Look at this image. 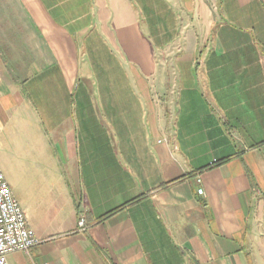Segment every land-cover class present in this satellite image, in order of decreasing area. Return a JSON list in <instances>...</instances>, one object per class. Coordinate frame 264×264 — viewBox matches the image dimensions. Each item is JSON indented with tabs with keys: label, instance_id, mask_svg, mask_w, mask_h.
<instances>
[{
	"label": "crops",
	"instance_id": "0c3cea01",
	"mask_svg": "<svg viewBox=\"0 0 264 264\" xmlns=\"http://www.w3.org/2000/svg\"><path fill=\"white\" fill-rule=\"evenodd\" d=\"M0 171L7 264H264V0H0Z\"/></svg>",
	"mask_w": 264,
	"mask_h": 264
},
{
	"label": "built area",
	"instance_id": "2783aa9c",
	"mask_svg": "<svg viewBox=\"0 0 264 264\" xmlns=\"http://www.w3.org/2000/svg\"><path fill=\"white\" fill-rule=\"evenodd\" d=\"M202 193V189L198 190ZM80 227L86 225L83 215L79 217ZM40 240L28 227L24 212L12 194L11 188L0 171V264H7V255L15 251L29 252Z\"/></svg>",
	"mask_w": 264,
	"mask_h": 264
},
{
	"label": "rangeland",
	"instance_id": "374dc122",
	"mask_svg": "<svg viewBox=\"0 0 264 264\" xmlns=\"http://www.w3.org/2000/svg\"><path fill=\"white\" fill-rule=\"evenodd\" d=\"M10 183V185H11V182H9Z\"/></svg>",
	"mask_w": 264,
	"mask_h": 264
}]
</instances>
